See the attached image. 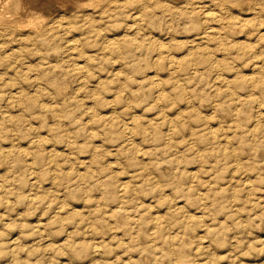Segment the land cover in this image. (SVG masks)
<instances>
[{
    "label": "rangeland",
    "instance_id": "374dc122",
    "mask_svg": "<svg viewBox=\"0 0 264 264\" xmlns=\"http://www.w3.org/2000/svg\"><path fill=\"white\" fill-rule=\"evenodd\" d=\"M198 1L201 2L200 5L206 4L207 6L205 5L204 7L206 9L201 8L198 3L183 6L182 0L179 3L174 2L173 0L172 2L168 0L164 5H159L156 0H123L124 5L121 4L120 10H116L117 12L110 10V12L108 11L103 16L95 13L93 14L94 19L93 16L86 19V16L80 12L76 18L63 19L62 28H66V30H60L59 28H61V25L58 26L57 28L59 31L57 28L53 30V33H51L50 37L45 41L48 44L45 42H38L37 44L36 41L33 42L32 40H29V42L28 40L9 41L0 38V59L3 58L0 61V64L2 63V65H0V150L1 152L5 151L0 153V157L2 158L0 159V264H264V55L262 56V52H260L262 50L264 51V42H262L264 41V36L262 38H257L258 32H264V8H262L264 7L262 6L264 5V0H239L243 1V4H246V7L248 8L242 10L236 6L239 5L238 0H235V2L233 0V4L231 2L228 3L225 0H216L218 3L222 2L219 4L222 5L220 6L221 8H224L222 9L224 15L222 13L223 20H221V22L225 21V28L223 29L224 33L220 36L222 40L220 38L216 39L214 37L213 39V37H211L209 39L211 41L200 39L204 30H207L210 26H215L206 18V11H214V13H216L219 9L216 5L211 4V0ZM223 1H225L224 4ZM139 4L141 5V8ZM175 4H177V6ZM144 5L146 7L148 6V8L144 7ZM158 5L159 7L157 8ZM166 6L169 7V9ZM227 6H230L229 9ZM175 7L178 10L175 9ZM89 9L91 8L86 9L88 10L87 12H91ZM143 9L148 12L145 13ZM256 9L259 14H257ZM140 10L143 11H141L143 13L142 15H140ZM168 11L170 15L167 13ZM153 15L154 18L152 19ZM164 15L165 17L162 19ZM231 15L236 17L233 18L234 21L231 18ZM136 16L142 17L137 18ZM131 17L134 18V20L131 19ZM172 17L174 18V21L172 20ZM246 17L250 19L249 22L243 23V26L240 22ZM166 18L170 19L167 20ZM177 18L181 20L178 21ZM151 19L152 22L150 21ZM186 19L187 21H185ZM204 19L206 21H204ZM138 21L140 24H138ZM143 21H145L146 24ZM167 21H171L172 23L169 22L170 24H168ZM96 22H98L99 25ZM72 23H75L74 28ZM117 23H119V25ZM150 23L153 24L151 25L155 29ZM165 23L167 25H165ZM174 23H176V25ZM189 23H193V28L192 26H189L188 29ZM88 24L89 27L87 26ZM122 25L125 26L123 27ZM94 26L96 28H94ZM98 26H102V29ZM250 26L252 28H249ZM253 26L257 29H253ZM76 27L77 29H75ZM171 28L174 29L172 30ZM94 30L96 32H93ZM160 30L165 33H162ZM171 30L172 33L170 32ZM63 31L68 35V38ZM70 32L73 34L71 35ZM90 32H93V34L95 33L96 35H92ZM97 32H99L100 36H97ZM54 33L55 38H52V36L54 37ZM131 33L135 36L132 41L131 38L134 36L131 35ZM61 34H63V36ZM137 34L138 37H136ZM92 36L97 39H94ZM113 36L117 38H114ZM124 37H127L126 40ZM110 39L115 42H111ZM223 39L226 40L224 41ZM57 40H59L58 42L60 43L56 42ZM63 40L65 42H63ZM123 40L126 41L124 44L122 43L124 42ZM241 42H243V44H241ZM100 43L102 46H100ZM254 43L257 45L255 46ZM219 44L221 45V48L217 47ZM240 44L248 48H242ZM107 45L111 50H108ZM115 45L118 46V48ZM65 46L66 48H64ZM207 46L210 50L207 49ZM250 46H252L251 49ZM23 47H25V49ZM83 47L85 49H83ZM197 47L199 48L198 50H196ZM21 48L24 50L22 51ZM59 48L63 51L60 52ZM229 48L230 52H227L229 51ZM16 49L19 52H15ZM104 49H107V52L104 51ZM243 49L250 55H245L246 52H244ZM41 50L44 51L42 52ZM252 50L253 52H251ZM13 51L14 53L12 54ZM223 51H226V53ZM39 52H42L40 56ZM45 52L46 54L44 55L43 53ZM58 52L60 56L58 55ZM24 53L26 54L24 55ZM54 53H57L56 56H58V58ZM214 53L215 56H213ZM233 53H236L235 56ZM257 53L258 55L261 54L262 58L259 56L258 59V55L256 56ZM4 54L5 57L8 55L10 57L8 56L7 58H4ZM42 54L44 55V58ZM48 54L52 56L50 57ZM64 54H67L68 56ZM88 55H91V57ZM183 55H187V57L185 56L187 62ZM207 55L210 56L208 57ZM180 56H182L181 60ZM239 57L240 59H238ZM220 58L226 60H221ZM256 58L257 60H255ZM17 59H20L21 61ZM74 59H76V62ZM210 60H212L211 63ZM215 60H217V62ZM15 61L18 63H15ZM218 63L219 65L221 63L223 65L221 64L219 66ZM7 64L10 67H8ZM26 64H28V66H26ZM49 64H53V66H50ZM67 64H69V66L72 65L69 68ZM184 64L187 70H185V67L183 66ZM211 64L215 65L212 66ZM174 65L178 67H175ZM44 66H46V70ZM54 66L55 68L58 66L56 70ZM64 66L68 67L67 71ZM136 66L138 67L136 68ZM226 66H228L230 70ZM254 66L258 68L256 69ZM41 67L43 69H41ZM181 67L184 68L185 71L181 69ZM59 70L63 71L61 72ZM231 70L233 73L229 72ZM35 72L39 73V75L41 74L40 79V76ZM78 72L79 74L83 73V76L79 75ZM258 72L262 74L260 75ZM27 73L30 78L26 75ZM72 73H74V75ZM50 74L56 76L54 77ZM84 74H86V76H84ZM139 74H141V77H139ZM21 75L24 77L23 80H20ZM36 75L38 77H36ZM72 76H76L77 78ZM52 77H58V79H53ZM87 77H89L88 80ZM9 78H11L10 83H14V85L9 84ZM12 78H14V80ZM32 78L33 80L30 81ZM79 78H82V81L79 80ZM113 78L115 81L113 80L112 83L111 80ZM16 79H18V81ZM62 79L64 80L62 81ZM231 79H233L231 82L228 81ZM251 79L252 82H250ZM58 80H61L60 84ZM105 80L111 82L108 83ZM226 80L230 83H227ZM179 81L182 84H178ZM22 82L25 83V85ZM45 82L49 85L52 82L53 86L45 87V85H48ZM53 82H56L57 84L54 85ZM61 82L63 84H61ZM139 82L141 83L139 84ZM5 84L7 87H5ZM64 84L67 88L64 87ZM114 84H117L118 86H114ZM255 84L257 88H255ZM41 85L43 87H41ZM182 85L184 86L182 87ZM260 85L262 87L259 88ZM20 86L22 88H20ZM25 86H29V89ZM56 86L58 89L57 91H55ZM44 88H46L47 91H45L46 89ZM48 88L50 89L48 90ZM87 88L89 90L92 88L90 91L94 95L90 91L85 92L88 90ZM128 88L132 91L128 90ZM18 89H21L20 91L22 92L23 97L20 95L21 92H18ZM25 89L26 92L28 91L27 93L25 92ZM71 89L73 92L75 90V92L73 93ZM40 90H44V92L41 93ZM59 91H61V93ZM8 92L12 96L9 95ZM16 92H18L17 95L19 97L15 94ZM24 92L26 96L24 95ZM29 92L32 94L30 95ZM58 92L60 95L56 94ZM95 93H98L97 95L99 97ZM33 94L36 96H32ZM89 95L90 97H88ZM91 96L93 97L91 98ZM25 97H28V99ZM7 98H9V100ZM18 98L21 100L24 98L22 102L25 105L20 100L19 102L21 104H18ZM74 98H76V101L73 100L69 102L70 99ZM34 99H36V102L39 100V106H37L38 103H36ZM58 101L61 103L65 101L63 102L64 105L60 104ZM33 102H35V105ZM51 102L53 104L49 105ZM7 103L8 106L6 105ZM44 104L45 106H43ZM11 105L17 106L11 107ZM41 105L46 108V112ZM62 105L63 108H60ZM79 105L81 106L79 107ZM4 106H6V109ZM19 106L21 107L20 109L18 108ZM47 106L50 107L48 108ZM30 107L36 111L30 109ZM70 107L72 108V111ZM51 109L53 111H51ZM57 111L59 112L57 113ZM70 111L74 116L71 115ZM3 112L7 113L6 115H9L5 116L6 123L4 120L5 113ZM65 114L67 116H65ZM69 114L72 117L68 116ZM97 114L99 115L97 116ZM102 114L104 115V118L102 117ZM107 114L109 115V118L106 117L108 116ZM236 114L239 116H236ZM20 115L22 116V119L24 118L23 120ZM135 115H137V117ZM131 119L135 120L131 122ZM94 120L97 121L94 122ZM13 121L14 124L11 123ZM8 122L9 124H12H10V127ZM16 124L19 125L15 126ZM6 125L8 126L6 127ZM49 125H53V127L51 128ZM81 127L85 128L82 129ZM141 127H143V129H141ZM139 129H141V131ZM144 129L146 134L142 131ZM7 130L8 132H6ZM137 130L138 132H136ZM76 131L80 133L78 134ZM167 132H169L168 135ZM170 133L171 135H169ZM171 137L173 139H171ZM60 138L63 139L61 140ZM38 141H40L39 144L37 143ZM80 144H83V148H81ZM38 145L40 148H38ZM8 146H11V150ZM130 146L134 147L132 148L133 150ZM86 147L88 148V151ZM135 147H138L136 149L137 151L135 150ZM95 148L97 151H95ZM22 149H28L29 151L26 150V153L24 150L25 154ZM18 150L23 153H19ZM35 150H37V152ZM8 152L12 156H10ZM198 154L202 155L200 156L201 158ZM204 155H206V157ZM209 155L212 156L210 157ZM9 158L10 160H7ZM197 158H199V160ZM181 159L184 162L181 161ZM177 160H180L179 162L182 165L179 164ZM17 161H20V163ZM40 162L41 164L43 163L41 166H39ZM160 162L162 163L161 167ZM176 163H178V165ZM170 164L171 167H169ZM16 165H18V167ZM55 165H57V167ZM14 168H16V170ZM88 168H91V170L86 173L85 171L89 170ZM93 169H96L95 172ZM58 171L61 172L58 173ZM92 174H94V176H92ZM97 174H99V176ZM80 175L83 176V178ZM110 175H112V177ZM169 175L171 176L169 177ZM172 175L175 176L173 177ZM13 176L15 177L13 178ZM78 176H80V178H78ZM106 176H108L109 180L106 179ZM183 176L185 177L181 178ZM164 177L169 180H165ZM10 178L12 179L10 180ZM102 178H105L104 182ZM83 179L88 180L84 182ZM191 179L194 182H192ZM126 180H128L126 184L129 188L123 183L124 181L126 182ZM31 181H33V183ZM55 181L58 184H56ZM129 181L131 183H129ZM99 182L100 184H98ZM183 183L186 184V186L183 185ZM192 183L196 187L193 186ZM109 184H113L112 186L116 194L114 197L115 199L110 197L111 187ZM97 186H99V188L94 190L93 187L96 188ZM123 187L128 191L125 192L124 189L122 190ZM5 188L7 189L4 191ZM119 188L121 189L119 190ZM179 190L182 193L179 192ZM216 191H219V194L216 193ZM97 192L101 195L99 193L97 195ZM185 192L186 194H184ZM215 193L220 196H216V201L213 200L216 195ZM197 194L199 196L198 198L202 197L200 200L197 198ZM185 195H187V197ZM180 198L182 199L180 200ZM108 201L111 202L109 205ZM214 202L218 203L215 204ZM123 203L127 206L125 205V207H123ZM130 203L133 205H130ZM122 204L123 206H121ZM204 206L206 208H204ZM115 208L117 209L115 210ZM124 209L125 211H123ZM126 209L129 210L130 214ZM137 211L139 212L137 213ZM164 216H167V219ZM128 218H130V220ZM155 218H157V220ZM137 221L140 222V224L137 223ZM154 222H156V224ZM125 223L128 224L126 225L127 227L125 226L124 228ZM160 224L161 226L158 227ZM163 225H165V228L162 227ZM140 234L143 235L140 236ZM171 248L175 249V252Z\"/></svg>",
    "mask_w": 264,
    "mask_h": 264
},
{
    "label": "bare ground",
    "instance_id": "6f19581e",
    "mask_svg": "<svg viewBox=\"0 0 264 264\" xmlns=\"http://www.w3.org/2000/svg\"><path fill=\"white\" fill-rule=\"evenodd\" d=\"M151 1V0H150ZM168 0H156V2L159 4V5H164L166 2H167ZM171 2H172V0H170ZM174 2H180L181 0H173ZM183 2H182V4H183V6H188V5H194V4H199L200 5V3L201 2H199L198 0H182ZM226 2H233V0H225ZM225 1H223V4H224V2ZM239 1V0H238ZM238 1H237V3H238ZM244 1V0H243ZM243 1H239V5H236V6H238L241 10L242 9H246L247 7H246V4H243ZM254 1V0H253ZM140 2V1H139ZM143 2V1H142ZM203 2H205V1H203ZM202 2V3H203ZM234 2H235V0H234ZM127 3V2H126ZM129 3V2H128ZM153 3V2H152ZM219 3H222V2H219ZM218 3V1H216V0H211V4H213V5H216L217 7H218V9H219V11H217V12H219V13H217L216 11V13H214V11L213 12H208V11H206L207 13H206V18L209 20V21H211L215 26H210L207 30H204L203 32H202V34H201V36H200V39H203V40H209L211 37H213V39H214V37L216 38V39H218V38H220L221 40H222V38L220 37L221 36V34L222 33H224V31H223V29L225 28L224 27V22H221V20H223L222 19V13H223V10L222 9H224V8H221L220 6H222L221 4H219ZM121 4H123V0H0V38H3L4 40H9V41H11V40H19V41H25V40H28V42H29V40H32L33 42L34 41H36V43L38 44V42H45L46 40H47V38H49L50 37V34L51 33H53L52 31L53 30H55L58 26H60L61 25V28H59L60 30H62L63 28H62V21H63V19H73V18H76V17H78V14L81 12V14L83 13L84 14V16H86V19H88V17H92L93 16V14H95V13H97V14H99V15H104V14H106L108 11L110 12V10L111 11H116V10H120V7H121ZM168 4V3H167ZM208 4V3H207ZM233 4V3H232ZM256 4V3H255ZM254 4V5H255ZM124 5V4H123ZM122 5V6H123ZM127 5V4H126ZM126 5H125V7H126ZM137 5V4H136ZM140 5V4H139ZM146 5V4H145ZM144 5V7H146ZM148 5V4H147ZM159 5L157 6V8L159 7ZM169 5V4H168ZM167 5V6H168ZM174 5V4H173ZM176 6H177V4H175ZM205 5L206 4H202V5H200V7L201 8H204L205 7ZM209 5V4H208ZM231 5V4H230ZM133 6V5H132ZM166 6V7H167ZM196 6V5H195ZM198 6V5H197ZM207 6V5H206ZM211 6V5H210ZM235 6V5H234ZM235 6V7H236ZM256 6V5H255ZM255 6H253V7H255ZM262 6H264V5H262ZM261 6V7H262ZM135 7V6H134ZM133 7V8H134ZM154 7V6H153ZM165 7V6H164ZM182 7V6H181ZM228 7V9H229V7L230 6H227ZM234 7V8H235ZM88 8H91V9H89L91 12H87L88 10H86V9H88ZM140 8H141V5H140ZM143 8V7H142ZM146 8H148V6L146 7ZM150 8V7H149ZM168 9H169V7H167ZM208 8V7H207ZM262 8H264V7H262ZM154 9H156V8H154ZM175 9H177L176 7H175ZM181 9V8H180ZM204 9H206V8H204ZM210 9V8H209ZM239 9V10H240ZM248 9V8H247ZM136 10V9H135ZM150 10H152V9H150ZM172 10V9H171ZM178 10V9H177ZM188 10V9H187ZM191 10H192V8H191ZM199 10V9H198ZM257 10V9H256ZM255 10V11H256ZM142 10H140V12H141ZM143 11H145V13H147L148 11L147 10H144L143 9ZM142 11V12H143ZM174 11H176V10H174ZM182 11V10H181ZM200 11V10H199ZM198 11V12H199ZM230 11V10H229ZM244 11V10H243ZM117 12V11H116ZM141 12V14L140 15H142L143 13ZM157 12H158V10H157ZM166 12V11H165ZM171 12V11H170ZM240 12V11H239ZM246 12V11H245ZM261 12V11H260ZM112 13V12H111ZM136 13V12H135ZM154 13H156V12H154ZM154 13H152V14H154ZM167 13H169V11L167 12ZM187 13V12H186ZM195 13V12H194ZM221 13V14H220ZM226 13V12H225ZM253 13H255V12H253ZM137 14V13H136ZM159 14V13H158ZM157 14V15H158ZM185 14V13H184ZM203 14V13H202ZM231 14H233V13H231ZM257 14H259V12H258V10H257ZM261 14V13H260ZM130 15V14H129ZM128 15V16H129ZM154 15H156V14H154ZM154 15L152 16V19L154 18ZM169 15H170V13H169ZM181 15H182V12H181ZM223 15H224V13H223ZM229 15V14H228ZM228 15H226V16H228ZM239 15V14H238ZM237 15V16H238ZM240 15H242V14H240ZM245 15V14H244ZM250 15H252V14H250ZM79 16H81V15H79ZM127 16V17H128ZM134 16H135V14H134ZM146 16V15H145ZM159 16V15H158ZM158 16H157V19H158ZM184 16V15H183ZM186 16V15H185ZM202 16H205V15H202ZM234 16H235V14H234ZM233 15H231V18L233 19V18H236V17H234ZM247 16V15H246ZM257 16V15H256ZM260 16V15H259ZM263 16V15H262ZM133 17V16H132ZM131 17V19H133L134 20V18H132ZM137 18H141L142 16H136ZM164 17H165V15L163 16V18L162 19H164ZM169 17V16H168ZM175 17H176V15H175ZM179 17V16H178ZM192 17H193V15H192ZM197 17V16H196ZM196 17H194V18H196ZM201 17V16H200ZM240 17V16H239ZM239 17H237V18H239ZM82 18V17H81ZM146 18V17H145ZM144 18V19H145ZM148 18V17H147ZM155 18H156V16H155ZM184 18V17H183ZM182 18V19H183ZM186 18H187V16H186ZM191 18V17H190ZM198 18V17H197ZM224 18V17H223ZM242 18V17H241ZM247 18V17H246ZM242 19V21L240 22V24L242 25L243 23H247V22H249V19L250 18H247V19ZM263 18V17H262ZM93 19H94V16H93ZM114 19V18H113ZM117 19V18H116ZM119 19H120V17H119ZM125 19V18H124ZM136 19V18H135ZM143 19V18H142ZM149 19H150V17H149ZM152 19L150 20L151 22H152ZM167 19V18H166ZM168 19H170V18H168ZM167 19V20H168ZM174 18L172 17V20H173ZM178 19V18H177ZM188 19V18H187ZM187 19L185 20V21H187ZM240 19V18H239ZM92 20V19H91ZM95 20H96V18H95ZM121 20H122V17H121ZM125 20H127V19H125ZM139 20V19H138ZM147 20V19H146ZM145 20V21H146ZM175 20H176V18H175ZM179 20H181V19H178V21ZM229 20V19H228ZM256 20V19H255ZM85 22H87L86 20H84ZM89 21V20H88ZM100 21V20H99ZM105 21V20H104ZM141 21V20H140ZM145 21H143L144 23H145ZM157 21V20H156ZM160 21V20H159ZM163 21H166V20H163ZM174 21V20H173ZM204 21H206L205 19H204ZM233 21H234V19H233ZM232 21V22H233ZM239 21V20H238ZM257 21V20H256ZM84 22V23H85ZM92 22H93V20H92ZM113 22V21H112ZM117 22V21H116ZM115 22V23H116ZM120 22V21H119ZM135 22V21H134ZM168 22V21H167ZM166 22V23H167ZM169 22H171V21H169ZM168 22V24H170ZM183 22V21H182ZM189 22V21H188ZM255 22V21H254ZM258 22V21H257ZM256 22V23H257ZM83 23V24H84ZM91 23V22H90ZM94 23H95V21H94ZM96 23H98V22H96ZM114 23V24H115ZM142 23V22H141ZM153 23H154V21H153ZM165 23V25H167ZM172 23V22H171ZM186 23V22H185ZM203 23V22H202ZM207 23V22H206ZM215 23H217V24H215ZM256 23H254V24H256ZM66 24H67V22H66ZM73 25V28H74V24L75 23H72ZM118 25H119V23H117ZM121 24V23H120ZM136 24H137V22H136ZM138 24H140L139 23V21H138ZM137 24V25H138ZM146 24V23H145ZM152 23H150V25H151ZM175 25H176V23H174ZM189 24H191V25H189ZM188 24V29H189V26L191 27L192 26V24L193 23H189ZM71 25V24H70ZM69 25V26H70ZM85 25V24H84ZM98 25H99V23H98ZM116 25V24H115ZM131 25H132V23H131ZM130 25V26H131ZM142 25V24H141ZM140 25V26H141ZM153 25V24H152ZM151 25V26H152ZM164 25V24H163ZM162 25V26H163ZM206 25V24H205ZM211 25V24H210ZM232 25V24H231ZM230 25V26H231ZM259 25H260V23H259ZM88 27H89V24L87 25ZM86 26V27H87ZM96 26V25H95ZM94 26V28H96ZM123 26V25H122ZM125 26V25H124ZM123 26V27H124ZM149 26V25H148ZM177 26H179V25H177ZM209 26V25H208ZM237 26V25H236ZM243 26H244V24H243ZM251 26H252V23H251ZM249 27V28H252V27ZM67 27H68V25H67ZM78 27V26H77ZM77 27L75 28V29H77ZM82 27H83V25H82ZM99 27V26H98ZM113 27H114V25H113ZM120 27V26H119ZM122 27V28H123ZM135 27V26H134ZM138 27V26H137ZM153 27V26H152ZM160 27H161V25H160ZM171 27V26H170ZM181 27V26H180ZM199 27V26H198ZM257 27V26H256ZM65 28V27H64ZM69 28V27H68ZM85 28V27H84ZM93 28V27H92ZM93 28V29H94ZM99 28H101L102 29V26L101 27H99ZM136 28V27H135ZM139 28V27H138ZM141 28V27H140ZM154 28V27H153ZM157 28H158V26H157ZM165 28V27H164ZM182 28V27H181ZM192 28H193V26H192ZM233 28V27H232ZM243 28H245V27H243ZM255 28V26H253V29ZM58 29V28H57ZM59 29H58V31H59ZM132 29H134V28H132ZM146 29V28H145ZM148 29V28H147ZM155 29V28H154ZM172 29V28H171ZM174 29V28H173ZM172 29V30H173ZM187 29V31L189 32V30ZM196 29H197V27H196ZM195 29V30H196ZM237 29V28H236ZM257 28H255V30H256ZM63 30H66V28L65 29H63ZM99 30V29H98ZM130 30V29H129ZM136 30H137V28H136ZM139 30V29H138ZM157 30V29H156ZM159 30V29H158ZM169 30V29H168ZM172 30L170 31L171 33H172ZM250 30V29H249ZM259 30V29H258ZM74 31V30H73ZM81 31V30H80ZM82 31H83V29H82ZM88 31V30H87ZM86 31V32H87ZM101 31V30H100ZM103 31V30H102ZM112 31V30H111ZM113 31H115V30H113ZM117 31H119V30H117ZM124 31H125V29H124ZM127 31V30H126ZM140 31V30H139ZM148 31V30H147ZM146 31V32H147ZM161 31V30H160ZM185 31V30H184ZM183 31V32H184ZM194 31V30H193ZM197 31V30H196ZM223 31V32H222ZM236 31H238V30H236ZM252 31V30H251ZM67 32V31H66ZM93 32H96L95 30L93 31ZM93 32H90V34L92 33V35H94L93 34ZM104 32V31H103ZM102 32V33H103ZM145 32V31H144ZM150 32V31H149ZM157 32V31H156ZM155 32V33H156ZM159 32V31H158ZM162 32V31H161ZM166 32H167V29H166ZM233 32V31H232ZM57 33V32H56ZM63 33H64V31H63ZM68 33H69V31H68ZM75 33V32H74ZM98 33V35L97 36H100L99 35V32H97ZM108 33V32H107ZM106 33V34H107ZM122 33V32H121ZM133 33V32H132ZM131 33V35H133ZM137 33V32H136ZM139 33H141V32H139ZM143 33V32H142ZM162 33H165V32H162ZM174 33V32H173ZM190 33V32H189ZM231 33V32H230ZM248 33V32H247ZM64 34H66V33H64ZM70 34L72 35L73 33L72 32H70ZM87 34V33H86ZM105 34V33H104ZM104 34H103V36H104ZM110 34V33H109ZM124 34H126V33H124ZM130 34V33H129ZM153 34V33H152ZM177 34V33H176ZM191 34V33H190ZM258 34V37L257 38H262L263 36H264V32H258L257 33ZM54 35V37L52 36V38H55V33L53 34ZM62 36H63V34H61ZM67 35V34H66ZM75 35V34H74ZM88 35V34H87ZM86 35V36H87ZM96 35V34H95ZM115 35H117V34H115ZM127 35V34H126ZM144 35H146V34H144ZM149 35V34H148ZM147 35V36H148ZM157 35V34H156ZM185 35H186V33H185ZM224 35V34H223ZM251 35V34H250ZM65 36V35H64ZM76 36V35H75ZM86 36H85V38H86ZM89 36V35H88ZM87 36V37H88ZM91 36V35H90ZM102 36V35H101ZM120 36V35H119ZM134 36V35H133ZM150 36V35H149ZM154 36V35H153ZM159 36V35H158ZM253 36H254V34H253ZM60 37V36H59ZM93 37V36H92ZM106 37V36H105ZM114 37V36H113ZM121 37V36H120ZM128 37V36H127ZM126 37V38H127ZM136 37H138V34H137V36ZM183 37V36H182ZM193 37V36H192ZM246 37V36H245ZM52 38H51V40H52ZM58 38V37H57ZM62 38V37H61ZM66 38V37H65ZM67 38H68V35H67ZM75 38V37H74ZM94 38V37H93ZM96 38V37H95ZM94 38V39H95ZM100 38V37H99ZM114 38H117V37H114ZM125 38V37H124ZM123 38V39H124ZM126 38H125V40H126ZM128 38H130V37H128ZM135 38V36L134 37H132L131 38V41H132V39H134ZM147 38H150V37H147ZM146 38V39H147ZM158 38V37H157ZM184 38V37H183ZM78 39V38H77ZM97 39V38H96ZM107 39H109V38H107ZM113 39V38H112ZM112 39H110V41L112 40ZM136 39H138V38H136ZM135 39V40H136ZM163 39H164V37H163ZM170 39V38H169ZM212 39V40H213ZM250 39V38H249ZM3 40V41H4ZM55 40V39H54ZM61 40V39H60ZM87 40V39H86ZM118 40V39H117ZM125 40H123L124 42H122L123 44L126 42ZM130 40V39H129ZM150 40V39H149ZM165 40V39H164ZM224 40V39H223ZM226 40V39H225ZM224 40V41H225ZM240 40H241V38H240ZM239 40V41H240ZM246 40V39H245ZM248 40V39H247ZM263 40V39H262ZM261 40V41H262ZM2 41V40H1ZM59 40H57L56 42H58ZM67 41V40H66ZM69 41V40H68ZM91 41H92V39H91ZM95 41V40H94ZM184 41H186V40H184ZM183 41V42H184ZM209 41H211V40H209ZM218 41V40H217ZM229 41V40H228ZM253 41V40H252ZM260 41V42H261ZM27 42V41H26ZM32 42V43H33ZM55 42V43H56ZM63 42H65L64 40H63ZM70 42V41H69ZM78 42V41H77ZM84 42H86V41H84ZM107 42H108V40H107ZM111 42H115V41H111ZM121 42V41H120ZM129 42V41H128ZM135 42V41H134ZM138 42H139V40H138ZM199 42V41H198ZM201 42V41H200ZM220 42V41H219ZM249 42V41H248ZM247 42V43H248ZM254 42H256V41H254ZM262 42H264V41H262ZM6 43V42H5ZM45 43H47V42H45ZM58 43H60V42H58ZM67 43V42H66ZM76 43V42H75ZM105 43V42H104ZM118 43V42H117ZM116 43V44H117ZM121 43V44H122ZM166 43V42H165ZM196 43V42H195ZM218 43V42H217ZM222 43V42H221ZM224 43V42H223ZM253 43V42H252ZM258 43V42H257ZM4 44V43H3ZM21 44H22V42H21ZM48 44V43H47ZM74 44V43H73ZM84 44V43H83ZM83 44H82V46H83ZM101 44V43H100ZM111 44V43H110ZM128 44V43H127ZM199 44V43H198ZM241 44H243V42H241ZM240 44V45H241ZM249 44H251V43H249ZM6 45H7V43H6ZM9 45V44H8ZM69 45V44H68ZM80 45V44H79ZM78 45V46H79ZM112 45V44H111ZM118 45H120V44H118ZM224 45V44H223ZM225 45H226V43H225ZM233 45V44H232ZM236 45V44H235ZM254 45L256 46L257 44L256 43H254ZM2 46H4V45H2ZM19 46H20V44H19ZM18 46V47H19ZM38 46V45H37ZM46 46V45H45ZM45 46H43V47H45ZM100 46H102V44L100 45ZM116 46V45H115ZM121 46V45H120ZM196 46V45H195ZM194 46V47H195ZM197 46H199V45H197ZM202 46H203V44H202ZM242 46V45H241ZM16 47V46H15ZM56 47V46H55ZM76 47V46H75ZM80 47V46H79ZM112 47V46H111ZM117 48H118V46H116ZM148 47H150V46H148ZM169 47V46H168ZM191 47V46H190ZM193 47V46H192ZM217 47H220L221 48V45L219 44ZM223 47V46H222ZM226 47H228V46H226ZM232 47V46H231ZM230 47V48H231ZM238 47V46H237ZM240 47V46H239ZM244 46H242V48H243ZM251 47L252 46H250V49H251ZM5 48H6V46H5ZM24 49H25V47H23ZM27 48V47H26ZM36 48V47H35ZM47 48H50V47H47ZM52 48V47H51ZM62 48V47H61ZM64 48H66V46L64 47ZM63 48V49H64ZM72 48V47H71ZM107 48H108V45H107ZM113 48V47H112ZM119 48H121V47H119ZM205 48V47H204ZM204 48H203V50H204ZM219 48V49H220ZM230 48H229V51H227V52H230ZM233 48V47H232ZM244 48H246V47H244ZM248 48V47H247ZM246 48V49H247ZM254 48V47H253ZM1 49V48H0ZM14 49V48H13ZM24 49H22L21 48V50L23 51ZM55 49V48H54ZM70 49V48H69ZM78 49V48H77ZM83 49H85L84 47H83ZM89 49V48H88ZM110 48H108V50H109ZM149 49V48H148ZM162 49V48H161ZM170 49V48H169ZM168 49V50H169ZM187 49V48H186ZM191 49V48H190ZM199 48L197 47V49L196 50H198ZM207 49H208V46H207ZM223 49V48H222ZM227 49V48H226ZM259 49V48H258ZM263 49H264V47H263ZM15 50V49H14ZM40 50V49H39ZM50 50V49H49ZM52 50H53V48H52ZM59 50H60V52L61 51H63V50H61L60 48H59ZM79 50V49H78ZM82 50V49H81ZM102 50H103V48H102ZM107 50V49H106ZM105 49H104V51H106ZM111 50V49H110ZM116 50H118V49H116ZM151 50H153V49H151ZM150 50V51H151ZM189 50V49H188ZM192 50V49H191ZM202 50V49H201ZM208 50H210V49H208ZM228 50V49H227ZM237 50V49H236ZM249 50V49H248ZM247 50V51H248ZM254 50H256V49H254ZM260 50H262V49H260ZM1 51V50H0ZM11 51V50H10ZM18 50L16 49V51L15 52H17ZM42 51V50H41ZM44 51V50H43ZM42 51V52H43ZM54 51V50H53ZM56 51V50H55ZM71 51V50H70ZM80 51V50H79ZM85 51V50H84ZM84 51H82V52H84ZM119 51H121V50H119ZM119 51H118V53H119ZM161 51V50H160ZM190 51V50H189ZM188 51V52H189ZM217 51V50H216ZM219 51V50H218ZM221 51V50H220ZM238 51H239V49H238ZM237 51V52H238ZM241 51V50H240ZM243 51L244 52H246V50H244L243 49ZM4 52V51H3ZM9 52V51H8ZM19 52V51H18ZM35 52V51H34ZM41 52V53H42ZM46 52H47V50H46ZM46 52L45 53H43L44 55L46 54ZM69 52V51H68ZM68 52H67V54H68ZM72 52V51H71ZM107 52V51H106ZM147 52V51H146ZM207 52V51H206ZM224 52V51H223ZM251 52H253V50L251 51ZM260 52H262L261 54H262V56L264 55L263 54V50L262 51H260ZM14 53V51L12 52V54ZM23 53V52H22ZM40 52H39V56H40V54H41ZM52 53V52H51ZM50 53V54H51ZM88 53H91V52H88ZM93 53V52H92ZM102 53V52H101ZM116 53H117V51H116ZM163 53V52H162ZM192 53V52H191ZM211 53V52H210ZM224 53H226V51L224 52ZM240 53V52H239ZM242 53V52H241ZM9 54H11V53H9ZM11 54V55H12ZM21 54V53H20ZM26 53H24V55H25ZM42 54V55H43ZM55 54V56H56V54L57 53H54ZM61 54V53H60ZM67 54H64V55H67ZM71 54V53H70ZM94 54V53H93ZM159 54V53H158ZM185 54H188V53H185ZM190 54V53H189ZM229 54V53H228ZM231 54H232V52H231ZM234 54V53H233ZM236 54V53H235ZM235 54H234V56H235ZM238 54V53H237ZM247 54V52L245 53V55ZM261 54L260 55H258V53L256 54V56L258 55V59H259V56H261ZM22 55V54H21ZM36 55H38V54H36ZM41 55V56H42ZM44 55H43V58H44ZM58 55H59V52H58ZM62 55V54H61ZM79 55V54H78ZM82 55V54H81ZM92 55V54H91ZM91 55H88L89 57H91ZM222 55H223V53H222ZM221 55V56H222ZM241 55V54H240ZM248 55H250V54H247V56ZM255 55V54H254ZM9 56V55H8ZM7 56V57H8ZM13 56V55H12ZM15 56V55H14ZM48 56H50L49 54H48ZM52 56V55H51ZM50 56V57H51ZM60 56V55H59ZM68 56V55H67ZM80 56V55H79ZM84 56H86V55H84ZM94 56V55H93ZM170 56H172V55H170ZM184 57L186 56L187 57V55H183ZM191 56V55H190ZM208 56V55H207ZM210 56V55H209ZM208 56V57H209ZM213 56H215V53H214V55ZM217 56V55H216ZM228 56V55H227ZM226 56V57H227ZM253 56V55H252ZM255 56V57H256ZM262 56L260 57V58H262ZM3 57V56H2ZM7 57H5V54H4V58H7ZM10 57V56H9ZM21 57V56H20ZM25 58H27L26 56H24ZM37 57V56H36ZM57 58H58V56H56ZM62 57V56H61ZM60 57V58H61ZM75 57V56H74ZM87 57V56H86ZM175 57V56H174ZM185 57V58H186ZM189 57V56H188ZM224 57H225V55H224ZM254 57V56H253ZM14 58V57H13ZM17 58V57H16ZM59 58V59H60ZM68 58V57H67ZM66 58V59H67ZM149 58V57H148ZM159 58V57H158ZM176 58H177V56H176ZM181 58H182V56H180V60H181ZM217 58V57H216ZM232 58V57H231ZM245 58V57H244ZM247 58V57H246ZM250 58H252V57H250ZM257 58L255 59V60H257ZM3 59V58H2ZM2 59H0V61L2 60ZM15 59V58H14ZM24 59V58H23ZM28 59V58H27ZM39 59V58H38ZM51 59V58H50ZM65 59V58H64ZM96 59V58H95ZM95 59H91V60H95ZM165 59V58H164ZM189 59V58H188ZM214 59V58H213ZM221 59V58H220ZM223 60H226V59H224V58H222ZM221 59V60H222ZM235 59V58H234ZM238 59H240V57L238 58ZM6 60V59H5ZM9 60V59H8ZM11 60H13V59H11ZM10 60V61H11ZM17 60H20V59H17ZM24 60H26V59H24ZM49 60V59H48ZM62 60H63V58H62ZM61 60V61H62ZM72 60V59H71ZM75 60V62H76V59H74ZM176 60V59H175ZM218 60H219V58H218ZM21 61V60H20ZM78 61H80V60H78ZM82 61V60H81ZM90 61V60H89ZM171 61H173V60H171ZM178 61V60H177ZM216 62H217V60H215ZM220 61V60H219ZM218 61V62H219ZM235 61H236V59H235ZM261 61V60H260ZM260 61H259V63H260ZM9 62V61H8ZM7 62V63H8ZM13 62V61H12ZM17 61H15V63H16ZM30 62H31V59H30ZM34 62V61H33ZM43 62H45V61H43ZM50 62V61H49ZM72 62V61H71ZM88 62V61H87ZM170 62V61H169ZM169 62H167V63H169ZM180 62V61H179ZM183 62V61H182ZM186 62H187V58H186ZM189 62H190V60H189ZM188 62V63H189ZM208 62H209V60H208ZM212 62V60H210V63ZM221 62H223V61H221ZM248 62V61H247ZM258 62V61H257ZM11 63V62H10ZM18 63V62H17ZM25 63H27V62H25ZM51 63V62H50ZM59 63V62H58ZM84 63H86V62H84ZM93 63V62H92ZM91 63V64H92ZM95 63V62H94ZM187 63V64H188ZM214 63V62H213ZM23 64V63H22ZM21 64V65H22ZM32 64V63H31ZM31 64H29V65H31ZM35 64H37V63H35ZM41 64V63H40ZM39 64V65H40ZM63 64V63H62ZM61 64V65H62ZM64 64H66V63H64ZM70 64V63H69ZM69 64H67L68 65V67L70 68V66L72 65H70L69 66ZM78 64V63H77ZM76 64V65H77ZM89 64V63H88ZM97 64V63H96ZM175 64V63H174ZM183 64V63H182ZM192 64V63H191ZM196 64V63H195ZM222 64V63H221ZM220 64V65H221ZM261 64V63H260ZM263 64V63H262ZM0 65H2V63L0 64ZM50 65V64H49ZM52 66H53V64H51ZM50 65V66H51ZM61 65H60V67H61ZM173 65V64H172ZM179 65V64H178ZM212 65V64H211ZM213 65H215V64H213ZM212 65V66H213ZM218 65H219V63H218ZM219 65V66H220ZM223 65V64H222ZM258 65V64H257ZM7 66H8V64H7ZM26 66H28V64H26ZM35 66V65H34ZM47 66V65H46ZM46 66H44L45 67V70L47 69L46 68ZM63 66V65H62ZM66 66V65H65ZM64 66V67H65ZM79 66V65H78ZM95 66V65H94ZM175 66V65H174ZM184 67H185V64L183 65ZM255 66H256V64H255ZM254 66V67H255ZM261 66V65H260ZM264 66V65H263ZM8 67H10V66H8ZM32 67H33V65H32ZM43 67V66H42ZM41 67V69H43ZM49 67V66H48ZM57 67L58 66H56V68H55V66H54V68H55V70L57 69ZM59 67V68H60ZM68 67H65L66 68V71L68 70ZM80 67V66H79ZM138 66H136V68H137ZM175 67H178V66H175ZM188 67V66H187ZM215 67H217V66H215ZM228 69H229V67L228 66H226ZM16 68V67H15ZM19 68V67H18ZM26 68V67H25ZM35 68V67H34ZM40 68V67H39ZM63 68V67H62ZM64 68V69H65ZM73 68V67H72ZM86 68H88V67H86ZM226 68V69H227ZM256 68V67H255ZM258 68V67H257ZM256 68V69H257ZM263 68V67H262ZM5 69V68H4ZM23 69V68H22ZM27 69V68H26ZM31 69V68H30ZM78 69H80V68H78ZM84 69V68H83ZM163 69V68H162ZM172 69H174V68H172ZM178 69V68H177ZM181 69H183L184 70V68H182L181 67ZM196 69V68H195ZM259 69H260V67H259ZM18 70V69H17ZM16 70V71H17ZM25 70V69H24ZM71 70V69H70ZM142 70V69H141ZM146 70V69H145ZM176 70V69H175ZM185 70H187L186 69V67H185ZM184 70V71H185ZM230 70V69H229ZM263 70V69H262ZM19 71V70H18ZM29 71V70H28ZM36 71V70H35ZM39 71V70H38ZM54 71V70H53ZM59 71H63V70H59ZM75 71V70H74ZM106 71V70H105ZM134 71V70H133ZM181 71V70H180ZM196 71V70H195ZM222 71V70H221ZM254 71V70H253ZM7 72H8V70H7ZM6 72V73H7ZM20 72H22V71H20ZM40 72V71H39ZM42 72V71H41ZM103 72V71H102ZM119 72V71H118ZM137 72H139V71H137ZM174 72V71H173ZM196 72H198V71H196ZM230 73L232 72L233 73V71L231 70V71H229ZM255 72V71H254ZM257 72V71H256ZM260 72V71H259ZM258 72V73H259ZM262 72V71H261ZM4 73V72H3ZM14 73H16V72H14ZM29 73V72H28ZM28 73L26 74V75H28ZM36 74H38L39 75V73H37V72H35ZM34 73V74H35ZM55 73H57V72H55ZM67 73V72H66ZM80 73H82V72H80ZM116 73V72H115ZM119 73H121V72H119ZM118 73V74H119ZM140 73V72H139ZM142 73V72H141ZM145 73H148V72H145ZM170 73H171V71H170ZM176 73V72H175ZM223 73V72H222ZM264 73V72H263ZM21 74V73H20ZM49 74V73H48ZM54 74V73H53ZM53 74H50V75H53ZM58 74V73H57ZM73 75H74V73H72ZM78 74H79V72H78ZM102 74V73H101ZM143 74H144V72H143ZM172 74V73H171ZM218 74V73H217ZM260 75L262 74V73H259ZM14 75V74H13ZM24 75V74H23ZM25 75V76H26ZM41 75V74H40ZM39 75V76H40ZM45 75H46V73H45ZM66 75V74H65ZM79 75H82L83 76V73L82 74H79ZM94 75V74H93ZM117 75V74H116ZM140 75V76H139ZM139 75H137V76H139V77H141V74H139ZM228 75V74H227ZM247 75V74H246ZM253 75V74H252ZM4 76H5V74H4ZM18 76V75H17ZM29 76V75H28ZM54 76V75H53ZM56 76V75H55ZM54 76V77H55ZM58 76V75H57ZM59 76H60V74H59ZM62 76V75H61ZM67 76V75H66ZM81 76V77H82ZM84 76H86V74H84ZM110 76V75H109ZM108 76V77H109ZM136 76V77H137ZM177 76V75H176ZM219 76V75H218ZM264 76V75H263ZM15 77H16V75H15ZM33 77V76H32ZM35 77V76H34ZM36 77H38L37 75H36ZM54 77H52L53 79H58V77H56V78H54ZM68 77H69V73H68ZM72 77H76V76H72ZM79 77V76H78ZM100 77V76H99ZM104 77V76H103ZM107 77V78H108ZM117 77H118V75H117ZM145 77V76H144ZM225 77V76H224ZM229 77V76H228ZM250 77H251V75H250ZM249 77V78H250ZM262 77V76H261ZM18 78V77H17ZM22 78V79H21ZM21 78H20V80H23V78L24 77H22V75H21ZM26 78V77H25ZM28 78H30V76L28 77ZM27 78V79H28ZM41 78V76L39 77V79ZM61 78V77H60ZM63 78V77H62ZM71 78V77H70ZM77 78V77H76ZM84 78V77H83ZM88 78L89 77H87V80H88ZM91 78V77H90ZM105 78V77H104ZM115 78V77H114ZM114 78L111 80L112 81V83H113V80H114ZM119 78V77H118ZM149 78V77H148ZM155 78V77H154ZM220 78V77H219ZM225 78H227V77H225ZM255 78V77H254ZM1 79V78H0ZM10 79L11 78H9V84H11L10 83ZM13 80H14V78H12ZM19 79V78H18ZM18 79H16L17 81H18ZM26 79V80H27ZM65 79V78H64ZM64 79H62V81L64 80ZM82 79V78H81ZM80 78H79V80H81ZM92 79H93V77H92ZM100 79V78H99ZM145 79V78H144ZM143 79V80H144ZM147 79V78H146ZM150 79V78H149ZM149 79H147V80H149ZM228 79V78H227ZM258 79V78H257ZM15 80V81H16ZM25 80V79H24ZM33 80V78L30 80V81H32ZM37 80V79H36ZM35 80V81H36ZM77 80V79H76ZM79 80H77V81H79ZM84 80H85V78H84ZM146 80V81H147ZM155 80V79H154ZM233 79H231V80H228V81H232ZM264 80V79H263ZM6 81V80H5ZM12 81V80H11ZM35 81H33V82H35ZM38 81V80H37ZM40 81V80H39ZM57 81V80H56ZM59 81V84H60V81L61 80H58ZM82 81V80H81ZM106 82H108L107 80H105ZM111 81H109V82H111ZM115 81V80H114ZM140 81H141V79H140ZM222 81V80H221ZM258 81V80H257ZM28 82V81H27ZM42 82V81H41ZM44 82V81H43ZM49 82V81H48ZM97 82V81H96ZM108 82V83H109ZM143 82V81H142ZM148 82V81H147ZM226 82H227V80H226ZM230 82H227V83H230ZM250 82H252V79H251V81ZM1 83H2V81H1ZM8 83V82H7ZM6 83V84H7ZM18 83H20V82H18ZM23 83V82H22ZM30 83V82H29ZM29 83H27V84H29ZM37 83V82H36ZM39 83V82H38ZM46 83V82H45ZM54 83V82H53ZM66 83V82H65ZM117 83V82H116ZM135 83V82H134ZM141 82H139V84H140ZM181 82L179 81V83L178 84H180ZM244 83V82H243ZM4 84V83H3ZM5 84V85H6ZM21 84V83H20ZM24 85H25V83H23ZM46 84H48V83H46ZM57 83L55 82L54 83V85H56ZM61 84H63L62 82H61ZM71 84V83H70ZM90 84V83H89ZM98 84V83H97ZM96 84V85H97ZM101 84V83H100ZM118 84H120V83H118ZM139 84H137V85H139ZM143 84V83H142ZM182 84V83H181ZM233 84V83H232ZM242 84V83H241ZM248 84H250V83H248ZM263 84V83H262ZM11 85H14V83L13 84H11ZM10 85V86H11ZM22 85V84H21ZM37 85V84H36ZM81 85V84H80ZM102 85V84H101ZM104 85H106V84H104ZM103 85V86H104ZM163 85V84H162ZM224 85H225V83H224ZM230 85V84H229ZM238 85H240V84H238ZM244 85V84H243ZM258 85H259V83H258ZM1 86V85H0ZM46 86H53V84H52V82H51V84L49 85H45V87ZM63 86V85H62ZM100 86V85H99ZM114 86H118L117 84L115 85L114 84ZM184 85H182V87H183ZM253 86H254V84H253ZM255 86H256V84H255ZM5 87H7V85L5 86ZM4 87V88H5ZM24 87V86H23ZM26 88H28L29 89V86H25ZM41 87H43L42 85H41ZM64 87H65V84H64ZM83 87V86H82ZM94 87V86H93ZM98 87V86H97ZM96 87V88H97ZM122 87H124V86H122ZM146 87V86H145ZM230 87V86H229ZM260 87H262L261 85L259 86V88ZM1 88V87H0ZM17 88V87H16ZM15 88V89H16ZM18 88H19V85H18ZM20 88H22L21 86H20ZM34 88H35V86H34ZM65 88H67V87H65ZM64 88V89H65ZM90 88V87H89ZM99 88V87H98ZM102 88H104V87H102ZM110 88V87H109ZM130 88V87H129ZM128 88V90H131V89H129ZM162 88H163V86H162ZM185 88V87H184ZM184 88H182V89H184ZM243 88H245V87H243ZM252 88H254V87H252ZM255 88H257V86L255 87ZM264 88V87H263ZM10 89H12V88H10ZM36 89V88H35ZM38 89V88H37ZM44 89H46V88H44ZM50 88H48V90H49ZM55 89V88H54ZM88 89V88H87ZM92 89V88H91ZM90 89V90H91ZM95 89V88H94ZM117 89H120V88H117ZM160 89V88H159ZM186 89V88H185ZM251 89V88H250ZM3 90V89H2ZM19 90V91H18ZM17 91L20 93L21 91V89H18ZM24 90V89H23ZM34 90V89H33ZM58 89H57V86H56V90L55 91H57ZM61 90V89H60ZM72 90V89H71ZM78 90H80V89H78ZM89 89L87 90V91H85V92H88V91H90ZM96 90V89H95ZM94 90V91H95ZM122 90V89H121ZM120 90V91H121ZM261 90H263V89H261ZM12 91V90H11ZM15 91V90H14ZM41 91V93H43L44 92V90H40ZM40 91H38V92H40ZM45 91H47V89L45 90ZM51 91V90H50ZM53 91V90H52ZM55 91H54V93H55ZM77 91V90H76ZM93 91V90H92ZM119 91V90H118ZM132 91V90H131ZM149 91V90H148ZM160 91V90H159ZM164 91V90H163ZM18 92H16L15 94L17 95L18 94ZM25 92H26V89H25ZM25 92H24V95L26 96V94H25ZM28 92V91H27ZM26 92V93H27ZM60 93H61V91H59ZM59 92L58 93H56V94H59ZM69 92V91H68ZM72 92H73V90H72ZM74 92H75V90H74ZM73 92V93H74ZM91 92V91H90ZM162 92V91H161ZM40 93V94H41ZM46 93V92H45ZM44 93V94H45ZM49 93V92H48ZM53 93V94H54ZM73 93H72V95H73ZM77 93V92H76ZM92 93V92H91ZM108 93V92H107ZM117 93H119V92H117ZM2 94V93H1ZM8 94H9V92H8ZM14 96H15V94L14 93H12ZM29 94L31 95L32 93H30L29 92ZM34 94H35V92H34ZM32 95V96H36V95ZM50 94H51V92H50ZM55 94V95H56ZM93 94V93H92ZM96 94V93H95ZM98 94V93H97ZM96 94V95H97ZM140 94V93H139ZM5 95V94H4ZM9 95H11V94H9ZM8 95V96H9ZM22 97H23V95H22V92H21V94H20ZM28 95V94H27ZM43 95V94H42ZM54 95V96H55ZM60 95V94H59ZM71 95V94H70ZM76 95V94H75ZM94 95V94H93ZM95 95V96H96ZM7 96V97H8ZM12 96V95H11ZM14 96H13V98H14ZM18 96V95H17ZM17 96H15V97H17ZM29 96V95H28ZM31 96V97H32ZM38 96H39V94H38ZM45 96V95H44ZM49 96H52V95H49ZM53 96V97H54ZM58 96V95H57ZM67 96V95H66ZM98 96V95H97ZM97 96H96V98H97ZM131 96V95H130ZM159 96V95H158ZM2 97V96H1ZM4 97V96H3ZM19 97V96H18ZM64 97V96H63ZM68 97H69V95H68ZM74 97V96H73ZM88 97H90V95L88 96ZM93 96H91V98H92ZM99 97V96H98ZM117 97V96H116ZM12 98V97H11ZM25 98H27L28 99V97H25ZM30 98V97H29ZM36 98H38V97H36ZM42 98H43V96H42ZM52 98V97H51ZM59 98H60V96H59ZM65 98V97H64ZM8 100H9V98H7ZM15 99V98H14ZM24 99V98H23ZM22 99V100H23ZM39 99V98H38ZM53 99V98H52ZM61 99V98H60ZM67 99H69V98H67ZM76 98H74V99H70V101L69 102H71V101H76L75 100ZM98 99V98H97ZM13 100V99H12ZM17 100V99H16ZM16 100H15V102H16ZM19 100L22 102V100L21 99H19L18 98V102H19ZM35 100V102H36V99H34ZM58 100V99H57ZM4 101V100H3ZM24 101H26V100H24ZM32 101H33V98H32ZM40 101H41V99H40ZM54 101V100H53ZM52 101V102H53ZM67 101V100H66ZM84 101V100H83ZM100 101V100H99ZM9 102H11V101H9ZM27 102V101H26ZM35 102H33L34 103V105H35ZM50 103L49 105H52L53 103ZM58 102H60V101H58ZM57 102V103H58ZM63 102H65V101H63ZM63 102L61 103L60 102V104H63ZM68 102V103H69ZM104 102V101H103ZM106 102V101H105ZM206 102V101H205ZM23 103V102H22ZM36 103H38V105L37 106H39V100H38V102H36ZM41 103V102H40ZM43 103H45V102H43ZM48 103V102H47ZM68 103H67V105H68ZM74 103V102H73ZM85 103V102H84ZM14 104V103H13ZM18 104H21L20 102L18 103ZM17 104V105H18ZM24 104V103H23ZM27 104H29L28 102H27ZM26 104V105H27ZM31 104H32V102H31ZM46 104V103H45ZM45 104L43 105V106H45ZM96 104V103H95ZM94 104V105H95ZM102 105H104L103 103H101ZM3 105H5V104H3ZM3 105H1V106H3ZM7 106H8V103L6 104ZM16 105V106H17ZM25 105V104H24ZM30 105V104H29ZM64 105V104H63ZM63 105L60 107V108H63ZM99 105V104H98ZM101 105V106H102ZM13 106H15V105H11V107H13ZM15 106V107H16ZM21 106V105H20ZM18 107L19 109L21 108V107ZM28 106V105H27ZM26 106V107H27ZM32 106V105H31ZM37 106H36V108H37ZM42 106V105H41ZM40 106V107H41ZM42 106V107H43ZM66 106V105H65ZM69 106H71V105H69ZM68 106V107H69ZM81 105H79V107H80ZM96 106V105H95ZM94 106V107H95ZM100 106V107H101ZM29 107V106H28ZM41 107V108H42ZM48 107V106H47ZM50 107V106H49ZM48 107V108H49ZM53 107H54V105H53ZM58 107V106H57ZM75 107H76V104H75ZM4 108L6 109V106H4ZM8 108V107H7ZM39 108V107H38ZM41 108H39V109H41ZM44 108V107H43ZM52 108V107H51ZM65 108V107H64ZM71 108V107H70ZM70 108H69V110H70ZM103 108V107H102ZM15 109H17V108H15ZM24 109V108H23ZM30 109H32L31 107H30ZM45 109V112H46V108H44ZM43 109V110H44ZM53 109V108H52ZM51 109V111H53ZM57 109V108H56ZM56 109H54V110H56ZM58 109H59V107H58ZM80 109V108H79ZM22 110V109H21ZM28 110V109H27ZM32 110H34V111H36L35 109H32ZM42 110V111H43ZM48 110V109H47ZM23 111H25V110H23ZM62 111V110H61ZM71 111H72V108H71ZM70 111V113H71V115H73L72 114V112ZM79 111V110H78ZM11 112V111H10ZM21 112V111H20ZM59 111H57V113H58ZM77 112V111H76ZM3 113H5V112H3ZM27 113V112H26ZM32 113V112H31ZM65 113V112H64ZM7 113H5V115H4V120H5V116H9V115H6ZM14 114V113H13ZM25 114V113H24ZM30 114V113H29ZM68 114V113H67ZM75 114V113H74ZM100 114V113H99ZM99 114H97V116L99 115ZM111 114V113H110ZM226 114V113H225ZM2 115V114H1ZM40 115V114H39ZM56 115H58V114H56ZM70 114L68 115V116H71ZM79 115V114H78ZM96 115V114H95ZM94 115V116H95ZM101 115V114H100ZM103 115V114H102ZM108 115V114H107ZM21 116V115H20ZM30 116V115H29ZM44 116V115H43ZM65 116H67L66 114H65ZM74 116V115H73ZM93 116V117H94ZM106 116V115H105ZM111 116V115H110ZM136 117H137V115H135ZM236 116H239V115H237L236 114ZM3 117V116H2ZM10 117H11V114H10ZM14 117V116H13ZM25 117V116H24ZM46 117V116H45ZM62 117V116H61ZM72 117V116H71ZM103 118H104V115L102 116ZM102 117H100V118H102ZM106 117H108L109 118V115L108 116H106ZM105 117V118H106ZM7 118V117H6ZM20 118V117H19ZM35 118V117H34ZM36 118H37V116H36ZM55 118V117H54ZM67 118H69V117H67ZM78 118V117H77ZM76 118V119H77ZM80 118V117H79ZM96 118H98V117H96ZM139 118V117H138ZM141 118V117H140ZM21 119H22V116H21ZM20 119V120H21ZM24 119V118H23ZM22 119V120H23ZM27 119V118H26ZM72 119V118H71ZM70 119V120H71ZM92 119V118H91ZM90 119V120H91ZM99 119V118H98ZM136 119V118H135ZM134 119V120H135ZM236 119H238V118H236ZM16 120H17V118H16ZM36 120V119H35ZM45 120V119H44ZM59 120V119H58ZM57 120V121H58ZM78 120V119H77ZM110 120H111V118H110ZM133 119H131V122L132 121H134ZM1 121V120H0ZM2 121H3V118H2ZM8 121H9V117H8ZM10 121H11V119H10ZM19 121V120H18ZM71 121H73V120H71ZM95 121H97V120H94V122ZM103 121V120H102ZM115 121V120H114ZM113 121V122H114ZM22 122V121H21ZM40 122V121H39ZM48 122V121H47ZM69 122V121H68ZM77 122H79V121H77ZM112 122V123H113ZM3 123H4V121H3ZM5 123H6V120H5ZM5 123H4V125H5ZM11 123H13L14 124V121L13 122H11ZM10 123V124H11ZM17 123V122H16ZM20 123V122H19ZM32 123V122H31ZM42 123H43V121H42ZM58 123V122H57ZM75 123H76V121H75ZM116 123V122H115ZM114 123V124H115ZM126 123V122H125ZM140 123H141V121H140ZM10 124H9V122H8V125H9V127H10ZM34 124V123H33ZM54 124V123H53ZM61 124V123H60ZM70 124V123H69ZM132 124H134V123H132ZM142 124V123H141ZM8 125H6V127L8 126ZM12 125V124H11ZM17 125H19V124H16L15 126H17ZM55 125V124H54ZM91 125V124H90ZM107 125V124H106ZM112 125V124H111ZM127 125V124H126ZM140 125V124H139ZM36 126H38V125H36ZM40 126V125H39ZM44 126H45V124H44ZM43 126V127H44ZM50 126V125H49ZM48 126V127H49ZM56 126V125H55ZM81 126H83V125H81ZM112 126H114V125H112ZM111 126V127H112ZM129 126H130V124H129ZM129 126H127V127H129ZM141 126V125H140ZM4 127V126H3ZM5 127V128H6ZM13 127V126H12ZM20 127V126H19ZM46 127V126H45ZM51 128L53 127V125L52 126H50ZM60 127V126H59ZM74 127V126H73ZM88 127V126H87ZM100 127V126H99ZM107 127H110V126H107ZM126 127V128H127ZM170 127H171V125H170ZM15 128V127H14ZM51 128H50V130H51ZM69 128H70V126H69ZM79 128V127H78ZM82 129L83 128H85V127H81ZM90 128V127H89ZM117 128V127H116ZM125 128V127H124ZM134 128V127H133ZM133 128H132V130H133ZM138 128V127H137ZM172 128V127H171ZM39 129V128H38ZM60 129V128H59ZM80 129V128H79ZM94 129V128H93ZM92 129V130H93ZM129 129V128H128ZM141 129H143V127H141ZM141 129H139L140 131H141ZM9 130V129H8ZM8 130L6 131V132H8ZM56 130V129H55ZM75 130V129H74ZM130 130V129H129ZM136 130V129H135ZM169 130H170V128H169ZM53 131V130H52ZM57 131V130H56ZM111 131V130H110ZM142 131H144L145 132V129L144 130H142ZM171 131H172V129H171ZM10 132V131H9ZM58 132H60V131H58ZM108 132V131H107ZM113 132V131H112ZM127 132V131H126ZM136 132H138V130L136 131ZM135 132V133H136ZM170 132V131H169ZM169 132H167V135H168V133ZM174 132V131H173ZM172 132V133H173ZM1 133V132H0ZM37 133H38V131H37ZM52 133H54V132H52ZM56 133V132H55ZM74 133V132H73ZM76 133H80V132H77L76 131ZM109 133V132H108ZM120 133V132H119ZM10 134V133H9ZM14 134H16V133H14ZM13 134V135H14ZM18 134V133H17ZM25 134V133H24ZM130 134V133H129ZM136 134H138V133H136ZM145 134H146V132H145ZM1 135V134H0ZM5 135V134H4ZM41 135V134H40ZM47 135V134H46ZM88 135V134H87ZM169 135H171V133L169 134ZM173 135H174V133H173ZM56 136V135H55ZM62 136H64V135H62ZM115 136H116V134H115ZM131 136V135H130ZM175 136V135H174ZM174 136H172V137H174ZM118 137V136H117ZM128 137V136H127ZM171 137V139H173ZM39 138V137H38ZM169 138V137H168ZM61 139V138H60ZM63 139V138H62ZM61 139V140H62ZM129 139V138H128ZM175 139V138H174ZM52 140V139H51ZM56 140V139H55ZM71 140V139H70ZM32 141V140H31ZM172 141H174V140H172ZM197 141V140H196ZM19 142V141H18ZM39 142L40 141H38L37 143L39 144ZM129 142V141H128ZM131 142V141H130ZM169 142H170V140H169ZM127 143V142H126ZM87 144V143H86ZM85 144V145H86ZM13 145V144H12ZM72 145V144H71ZM81 145V144H80ZM130 145V144H129ZM134 145V144H133ZM3 146V145H2ZM27 146V145H26ZM34 146V145H33ZM83 146V144L81 145V148H83L82 147ZM88 146V145H87ZM127 146V145H126ZM200 146V145H199ZM9 147V146H8ZM7 147V148H8ZM22 147V146H21ZM43 147V146H42ZM71 147V146H70ZM123 147V146H122ZM131 147V146H130ZM10 148V150H11V146L9 147ZM38 148H40L39 147V145H38ZM85 148V147H84ZM87 148V147H86ZM132 148H134V147H131V149ZM138 148V147H137ZM136 147H135V150L137 149ZM198 148V147H197ZM14 149V148H13ZM47 149V148H46ZM5 150V149H4ZM16 150H17V147H16ZM20 150V149H19ZM18 150V151H19ZM23 150V149H22ZM25 150V149H24ZM24 150H23V152H24ZM26 150H28V149H26ZM25 150V152L27 153V151ZM50 150V149H49ZM130 150V149H129ZM133 150V149H132ZM202 150V149H201ZM8 151V150H7ZM6 151V152H7ZM29 151V150H28ZM36 152H37V150H35ZM80 151V150H79ZM87 151H88V148H87ZM92 151H94V150H92ZM95 151H97V149L95 148ZM137 151V150H136ZM135 151V152H136ZM145 151V150H144ZM3 152H5V151H2L1 152V150H0V153H3ZM20 152H22V151H19V153ZM22 152V153H23ZM24 152V153H25ZM30 152H32V151H30ZM200 152V151H199ZM208 152V151H207ZM206 152V153H207ZM9 153V152H8ZM16 153H18V152H16ZM22 153H21V155H22ZM25 153V154H26ZM147 153V152H146ZM7 154V153H6ZM38 154V153H37ZM42 154V153H41ZM185 154V153H184ZM204 154V153H203ZM9 155H10V153H9ZM45 155V154H44ZM52 155V154H51ZM54 155V154H53ZM199 155V157L200 156H202L201 154H198ZM5 156V155H4ZM8 156V155H7ZM10 156H12V155H10ZM9 156V157H10ZM186 156H188V155H186ZM205 157H206V155H204ZM210 156V155H209ZM212 156V155H211ZM210 156V157H211ZM6 157V156H5ZM17 157H19V156H17ZM49 157H50V154H49ZM95 157H96V154H95ZM183 157V156H182ZM209 157V158H210ZM16 158V157H15ZM54 158V157H53ZM58 158V157H57ZM181 158V157H180ZM201 158V157H200ZM0 159H2L1 157H0ZM4 159V158H3ZM40 159V158H39ZM91 159V158H90ZM93 159H94V157H93ZM98 159H100V158H98ZM174 159V158H173ZM179 159V158H178ZM198 160H199V158H197ZM203 159H204V157H203ZM212 159V158H211ZM7 160H10V158L9 159H7ZM16 160H17V158H16ZM42 160V159H41ZM58 160V159H57ZM86 160V159H85ZM92 160V159H91ZM97 160V159H96ZM187 160V159H186ZM185 160V161H186ZM189 160H191V159H189ZM201 160V159H200ZM207 160V159H206ZM1 161H3V160H1ZM4 161H5V159H4ZM12 161V160H11ZM15 161V160H14ZM13 161V162H14ZM39 161V160H38ZM44 161H46V160H44ZM54 161V160H53ZM165 161H167V160H165ZM172 161V160H171ZM180 160H177V162L179 163V164H181L180 162H179ZM181 161H183L182 159H181ZM192 161V160H191ZM210 161V160H209ZM16 162V161H15ZM18 162V161H17ZM34 162H35V160H34ZM184 162V161H183ZM187 162H188V160H187ZM199 162V161H198ZM3 163V162H2ZM9 163V162H8ZM18 163H20V161L18 162ZM22 163H24V162H22ZM31 163V162H30ZM55 163V162H54ZM94 163V162H93ZM93 163H91V164H93ZM161 163V162H160ZM164 163V162H163ZM173 163V162H172ZM178 163H176L177 165H178ZM190 163V162H189ZM201 163V162H200ZM11 164V163H10ZM16 164V163H15ZM25 164V163H24ZM38 164V163H37ZM43 164V163H42ZM41 164V162H40V164H39V166H41L42 165ZM45 164H47V163H45ZM44 164V165H45ZM57 164H59V163H57ZM86 164V163H85ZM90 164V165H91ZM143 164H145V163H143ZM147 164V163H146ZM159 164V163H158ZM186 164H188V163H186ZM194 164V163H193ZM7 165V164H6ZM26 165V164H25ZM73 165V164H72ZM100 165V164H99ZM182 165V164H181ZM184 165V164H183ZM11 166V165H10ZM17 167H18V165H16ZM23 166V165H22ZM56 167H57V165H55ZM104 166V165H103ZM162 166V163H161V165H160V167ZM164 166V165H163ZM174 166V165H173ZM180 166V165H179ZM179 166H177V167H179ZM185 166H187V165H185ZM6 167H8V166H6ZM44 167V166H43ZM59 167V166H58ZM89 167V166H88ZM102 167V166H101ZM147 167V166H146ZM169 167H171V164L169 165ZM85 168H87V167H85ZM91 168H92V166H91ZM91 168H88L89 170H87V171H85L86 173L88 172V171H90L91 170ZM156 168H157V166H156ZM158 168H159V165H158ZM167 168V167H166ZM6 169V168H5ZM9 169V168H8ZM15 170H16V168H14ZM62 169V168H61ZM146 169V168H145ZM13 170V169H12ZM44 170V169H43ZM57 170V169H56ZM94 170V169H93ZM96 170V169H95ZM95 170H94V172H95ZM148 170V169H147ZM162 170V169H161ZM8 171V170H7ZM63 171V170H62ZM101 171H102V169H101ZM146 171V170H145ZM172 171V170H171ZM171 171H170V173H171ZM181 171V170H180ZM187 171V170H186ZM20 172V171H19ZM61 172V171H60ZM59 171H58V173H60ZM64 172V171H63ZM66 172V171H65ZM147 172V171H146ZM173 172V171H172ZM182 172V171H181ZM183 172H184V170H183ZM14 173V172H13ZM56 173V172H55ZM57 173V174H58ZM67 173V172H66ZM69 173V172H68ZM75 173V172H74ZM92 173V172H91ZM96 173H97V171H96ZM104 173V172H103ZM107 173V172H106ZM109 173V172H108ZM159 173V172H158ZM177 173V172H176ZM190 173V172H189ZM188 173V174H189ZM65 174V173H64ZM78 174V173H77ZM81 174V173H80ZM161 174V173H160ZM3 175V174H2ZM7 175H9V174H7ZM81 175H83V174H81ZM80 175V176H81ZM90 175V174H89ZM98 176H99V174H97ZM163 175V174H162ZM161 175V176H162ZM183 175H185V174H183ZM195 175V174H194ZM65 176V175H64ZM68 176H69V174H68ZM74 176V175H73ZM80 176H78V178H80ZM92 176H94V174H92ZM96 176V175H95ZM105 176V175H104ZM111 177H112V175H110ZM133 176V175H132ZM164 176V175H163ZM171 175H169V177H170ZM173 176V175H172ZM175 176V175H174ZM173 176V177H174ZM180 176H182V175H180ZM15 176H13V178H14ZM25 177V176H24ZM55 177V176H54ZM59 177H60V175H59ZM82 178H83V176H81ZM84 177H85V175H84ZM87 177H88V175H87ZM107 178L106 179H108V176H106ZM172 177V178H173ZM179 177V176H178ZM185 176H183V177H181V178H184ZM187 177V176H186ZM67 178V177H66ZM81 178V179H82ZM89 178V177H88ZM115 178V177H114ZM117 178V177H116ZM130 178V177H129ZM149 178V177H148ZM188 178V177H187ZM186 178V179H187ZM191 178H193V177H191ZM12 178H10V180H11ZM24 179V178H23ZM54 179V178H53ZM103 179V178H102ZM105 179V178H104ZM104 179H103V182H104ZM133 179V178H132ZM152 179V178H151ZM164 179H165V177H164ZM174 179V178H173ZM86 180H88V179H86ZM85 179H83V181L85 182L86 181ZM96 180V179H95ZM109 180V179H108ZM114 180V179H113ZM118 180V179H117ZM146 180V179H145ZM160 180V179H159ZM165 180H169V179H165ZM182 180H184V179H182ZM181 180V181H182ZM188 181H190L189 179H187ZM57 181V180H56ZM56 181H55V183H56ZM80 181H82V180H80ZM107 181V180H106ZM111 181V180H110ZM120 181V180H119ZM118 181V182H119ZM178 181V180H177ZM176 181V182H177ZM187 181V182H188ZM191 181H192V179H191ZM211 181V180H210ZM32 183H33V181H31ZM31 182H30V184H31ZM60 182V181H59ZM115 182H117V181H115ZM121 182H123V181H121ZM128 182V180H126V182L124 181L123 183L124 184H126ZM144 182V181H143ZM173 182V181H172ZM175 182V181H174ZM192 182H194V181H192ZM29 183V182H28ZM77 183H78V181H77ZM120 183V182H119ZM122 183V184H123ZM129 183H131L130 181H129ZM148 183V182H147ZM155 183V182H154ZM171 183V182H170ZM182 183V182H181ZM180 183V184H181ZM190 183V182H189ZM213 183V182H212ZM5 184V183H4ZM27 184V183H26ZM54 184V183H53ZM56 184H58V183H56ZM86 184H88V183H86ZM98 184H100V182L98 183ZM97 184V185H98ZM102 184V183H101ZM118 184V183H117ZM116 184V185H117ZM169 184V183H168ZM176 184V183H175ZM196 184V183H195ZM95 185V184H94ZM113 185V184H112ZM111 184H109V186L111 187V190H110V197L111 198H113V199H115L114 197L116 196V194H115V191H114V188H113V186H112ZM115 185V184H114ZM127 185V184H126ZM159 185V184H158ZM183 185H185L186 186V184H184L183 183ZM192 185H193V183H192ZM211 185V184H210ZM59 186V185H58ZM119 186H121V185H119ZM130 186V185H129ZM169 186V185H168ZM176 186V185H175ZM174 186V187H175ZM188 186V185H187ZM193 186H195V185H193ZM211 186H213V185H211ZM210 186V187H211ZM215 186V185H214ZM6 187V186H5ZM72 187V186H71ZM101 187V186H100ZM103 187V186H102ZM122 187V186H121ZM127 187H128V185H127ZM154 187V186H153ZM172 187V186H171ZM192 187V186H191ZM196 187V186H195ZM198 187V186H197ZM208 187V186H207ZM91 188V187H90ZM94 188V190L96 189L97 190V188H99V186H97L96 188L95 187H93ZM116 188V187H115ZM118 188V187H117ZM125 187H123L122 188V190L124 189ZM129 188V187H128ZM134 188H135V186H134ZM145 188V187H144ZM155 188V187H154ZM213 188V187H212ZM7 188H5L4 189V191L6 190ZM57 189V188H56ZM121 188H119V190H120ZM157 189V188H156ZM161 189V188H160ZM195 189V188H194ZM205 189V188H204ZM210 189V188H209ZM214 189V188H213ZM213 189H212V191H213ZM69 190V189H68ZM85 191H86V189H84ZM101 190H104V189H101ZM115 190H117V189H115ZM162 190V189H161ZM181 190V189H180ZM179 190V192H181ZM223 190V189H222ZM57 191V190H56ZM74 191V190H73ZM84 191V192H85ZM124 191L126 192V191H128V190H125L124 189ZM130 191V190H129ZM138 191V190H137ZM136 191V192H137ZM164 191V190H163ZM185 191V190H184ZM183 191V192H184ZM188 191V190H187ZM205 191V190H204ZM86 192H88V191H86ZM92 192V191H91ZM90 192V193H91ZM134 192V191H133ZM192 192H193V190H192ZM191 192V193H192ZM199 192V191H198ZM207 192V191H206ZM219 191H216V193H218ZM222 192V191H221ZM224 192V191H223ZM89 193V192H88ZM98 193L99 192H97V195H98ZM103 193V192H102ZM106 193V192H105ZM162 193V192H161ZM177 193V192H176ZM182 193V192H181ZM181 193H179V194H181ZM205 193V192H204ZM215 193V194H216ZM93 194V193H92ZM100 194V193H99ZM123 194V193H122ZM135 194V193H134ZM139 194V193H138ZM178 194V195H179ZM184 194H186V192L184 193ZM199 194V193H198ZM198 194H197V198L199 197L198 196ZM200 194H202V193H200ZM214 194V195H215ZM219 194V193H218ZM86 195V194H85ZM101 195V194H100ZM119 195H121V194H119ZM136 195V194H135ZM177 195V196H178ZM187 195H188V192H187ZM187 195H185L186 197H187ZM204 195V194H203ZM76 196V195H75ZM88 196V195H87ZM103 196V195H102ZM123 196V195H122ZM184 196V197H185ZM192 196V195H191ZM216 196L217 197H220V196H218L217 194L215 195V198L213 199V200H215L216 199ZM67 197V196H66ZM99 197H101V196H99ZM124 197V196H123ZM174 197V196H173ZM74 198V197H73ZM76 198H78V197H76ZM85 198H87V197H85ZM107 198V197H106ZM125 198V197H124ZM123 198V199H124ZM135 198V197H134ZM197 198H196V200H197ZM202 198V197H201ZM201 198H198L199 200L201 199ZM63 199V198H62ZM122 199V200H123ZM126 199V198H125ZM170 199V198H169ZM182 198H180V200H181ZM204 199V198H203ZM212 199V198H211ZM109 200H111V199H109ZM194 200V199H193ZM66 201H68V200H66ZM99 201V200H98ZM112 201V200H111ZM189 201H192V200H189ZM208 201V200H207ZM216 201V200H215ZM102 202H104V201H102ZM101 202V203H102ZM109 202V203H108ZM107 203H108V205L111 203L110 201H108ZM113 202H114V200H113ZM168 202V201H167ZM139 203V202H138ZM171 203V202H170ZM197 203H198V201H197ZM196 203V204H197ZM215 204L216 203H218V202H214ZM124 204V203H123ZM123 204L121 205V206H123ZM132 203H130V205H131ZM165 204V203H164ZM125 205L126 204H124V206L123 207H125ZM129 205V206H130ZM133 205V204H132ZM148 205V204H147ZM206 205V204H205ZM210 205H212V204H210ZM127 206V205H126ZM170 206V205H169ZM203 206V205H202ZM207 206H208V204H207ZM213 206V205H212ZM73 207V206H72ZM133 207V206H132ZM118 208V207H117ZM117 208H115V210L117 209ZM128 208V207H127ZM131 208V207H130ZM129 208V209H130ZM137 208V207H136ZM140 208H141V206H140ZM177 208V207H176ZM204 208H206L205 206H204ZM114 209V208H113ZM177 209H179V208H177ZM211 209V208H210ZM128 212H129V210L128 209H126ZM142 210V209H141ZM184 210V209H183ZM113 211V210H112ZM121 211V210H120ZM123 211H125V209L123 210ZM122 211V212H123ZM60 212V211H59ZM58 212V213H59ZM105 212V211H104ZM118 212V211H117ZM139 211H137V213H138ZM167 212V211H166ZM166 212H165V215H166ZM126 213V212H125ZM124 213V214H125ZM113 214H115V215H118V214H116V213H113ZM120 214V213H119ZM126 214H128V213H126ZM125 214V215H126ZM129 214H130V212H129ZM111 215H112V213H111ZM153 215V214H152ZM164 215V214H163ZM118 216H120V215H118ZM128 216V215H127ZM142 216V215H141ZM158 216V215H157ZM63 217V216H62ZM61 217V218H62ZM117 217V216H116ZM153 217H155V216H153ZM165 217V216H164ZM167 217V216H166ZM165 217V218H166ZM133 218V217H132ZM137 218V217H136ZM144 218V217H143ZM158 218V217H157ZM157 218H155L156 220H157ZM173 218V217H172ZM178 218V217H177ZM120 219V218H119ZM121 219H123V218H121ZM126 219V218H125ZM129 220H130V218H128ZM158 219H160V218H158ZM167 219V218H166ZM135 220V219H134ZM132 221V220H131ZM130 221V222H131ZM138 221H139V218H138ZM137 221V223H139L140 224V222H138ZM124 222H125V220H124ZM129 222V223H130ZM170 222V221H169ZM122 223V222H121ZM155 224H156V222H154ZM153 223V224H154ZM168 223V222H167ZM41 224V223H40ZM128 223H125V225H124V228H125V226L127 225ZM154 224V225H155ZM159 224V223H158ZM38 225V224H37ZM43 225V224H42ZM45 225V224H44ZM48 225V224H47ZM161 226V224L160 225H158V227H160ZM165 225H163L162 227L163 228H165L164 227ZM209 226V225H208ZM207 226V227H208ZM127 227V226H126ZM154 227H156V226H154ZM161 227V228H162ZM130 228V227H129ZM145 228V227H144ZM123 229V228H122ZM131 229V228H130ZM142 229V228H141ZM143 230H145V229H143ZM138 231V230H137ZM215 233V232H214ZM137 235V234H136ZM143 235V234H142ZM141 234H140V236H142ZM154 237V236H153ZM138 238V237H137ZM144 239H145V237H144ZM170 239V238H169ZM173 239V238H172ZM171 239V240H172ZM174 240V239H173ZM143 241V240H142ZM171 242V241H170ZM148 243V242H147ZM173 243V242H172ZM166 244H168V243H166ZM137 245V244H136ZM156 246V245H155ZM97 247V246H96ZM147 249H149V248H147ZM151 249V248H150ZM171 249H173V248H171ZM96 250V249H95ZM175 249H173V251H174ZM148 251V250H147ZM150 251V250H149ZM142 252V251H141ZM175 252V251H174ZM146 253V252H145ZM148 253V252H147ZM165 255V254H164ZM15 257V256H14ZM166 257H168V256H166ZM170 257V256H169ZM142 259V258H141Z\"/></svg>",
    "mask_w": 264,
    "mask_h": 264
}]
</instances>
